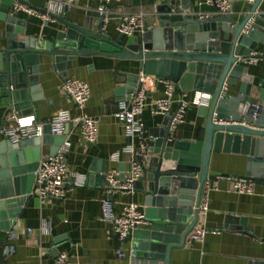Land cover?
Segmentation results:
<instances>
[{
	"label": "water",
	"instance_id": "95a60500",
	"mask_svg": "<svg viewBox=\"0 0 264 264\" xmlns=\"http://www.w3.org/2000/svg\"><path fill=\"white\" fill-rule=\"evenodd\" d=\"M176 1L180 4L158 6L157 26L141 37H128L123 44V35L113 39L98 12L93 15L97 21L87 17L83 24L57 17L58 27L49 38L31 37L26 20L12 13L15 2L30 6L28 0H0V22L5 24V35L0 37V106L8 113H34V102L43 98L42 67L65 80L79 57L90 56L138 60L144 74L173 82L181 94L211 95L210 105L199 107V116L206 120L203 140H174L170 114L161 128L150 131L149 151L156 158L142 192L147 225L133 232L131 247L133 261L139 264H169L171 251L183 247L196 227L206 187L214 189L223 177L264 182V75L257 78L243 63L259 46L264 47V13L258 12L263 0L249 4L241 22L230 15L196 17L192 0ZM45 5L39 10L46 12ZM138 79L139 75L131 76L120 91L132 93ZM255 103L262 107L257 117L250 114ZM66 140L67 131L54 136L47 129L42 137L0 141V221L6 219L7 205L38 194L35 173L41 146H49L54 156ZM212 153L246 156L245 176L210 171ZM105 171L92 173L100 174L106 184ZM223 228L253 236L246 217L229 214ZM250 264H264V260Z\"/></svg>",
	"mask_w": 264,
	"mask_h": 264
},
{
	"label": "crops",
	"instance_id": "0c3cea01",
	"mask_svg": "<svg viewBox=\"0 0 264 264\" xmlns=\"http://www.w3.org/2000/svg\"><path fill=\"white\" fill-rule=\"evenodd\" d=\"M30 6L42 8L47 0H28ZM176 0H115L107 6L109 24L107 29L113 39L120 33L117 26L122 16L126 14H142L145 31L158 24V6ZM196 17H206L219 14L217 9L205 0H192ZM248 0H233L231 17L241 22L250 10ZM46 6V5H45ZM98 0H78L71 2L68 11L61 17L83 24L87 17L93 18L98 12ZM258 12L264 13V0ZM27 22L28 35L38 38H49L58 27V22H44L38 17L25 13L16 14ZM94 21H97L93 18ZM5 35V24L0 22V37ZM137 33L134 36H140ZM128 36L123 35V44ZM253 52L264 53V47L259 46ZM264 56V55H263ZM141 62L124 60L111 56L79 57L74 62V69L69 72L67 79L86 81L92 91L86 112L98 120V139L95 144L85 142L79 128L70 124L67 129V140L71 143L67 155V164L71 172L87 176L86 186L67 187L65 196L61 199L42 200L32 194L26 200L5 207L6 219L0 221L2 246L0 247V264H52L58 254L66 252L70 261L84 264H139L133 261L131 247L133 233L128 241L122 243L115 234L113 227L102 221L101 201L107 195V186L100 174L92 171L103 170L106 174L113 169L127 171L129 156L121 154L119 162L111 161L115 152L122 150L129 143L139 147L138 140H130L125 135L124 125L114 116L118 103L127 93H122L128 79L142 73ZM249 73L260 78L264 75V57L257 64L249 65ZM64 79L60 73L51 72L42 67L40 88L42 99L34 102V115L39 123L48 129L52 118L61 110H68L72 116L78 115L73 100L62 90ZM135 84V83H134ZM137 84H135L136 88ZM163 86L156 84L155 90L149 94L148 105L141 120L148 135L154 128H161L166 116L153 113L152 103L164 96ZM237 90V89H235ZM238 91V90H237ZM196 92H189L193 97ZM181 97L176 86L174 98L176 102L171 108L174 114L178 108L177 100ZM17 114L16 112H9ZM199 107L190 105L185 120L174 132V140H203L206 135V120L199 116ZM8 110L0 106V130L6 124ZM18 115V114H17ZM5 139L0 134V141ZM143 152L148 168L138 183L134 195L123 196L116 194L112 198L116 214H122L123 206L135 203L144 210L145 196L142 193L147 187L148 170L156 156L149 149ZM42 159L50 156L49 146H41ZM41 159V160H42ZM247 157L241 154H211L210 171L245 176ZM93 177L92 180L90 177ZM72 181V179H70ZM263 182H254L255 193L240 194L233 189L228 180L215 183L214 189L205 188L201 203L207 197L209 212L200 216L195 228H205L208 233L202 242L190 244V235L185 245L171 251L169 264H250L254 260H264V195ZM233 214L247 218V229L253 236L241 230L224 229L226 216ZM51 222V234L44 236L40 233L42 221ZM237 228L239 225H234ZM146 227L145 225L143 226ZM31 230V231H30ZM10 245L15 252L4 255V246ZM122 257H118V252Z\"/></svg>",
	"mask_w": 264,
	"mask_h": 264
},
{
	"label": "built area",
	"instance_id": "2783aa9c",
	"mask_svg": "<svg viewBox=\"0 0 264 264\" xmlns=\"http://www.w3.org/2000/svg\"><path fill=\"white\" fill-rule=\"evenodd\" d=\"M78 0H47L46 12L31 6L15 2L12 7L13 14L25 13L28 16H35L44 22H56L57 17H61L69 8L71 2ZM98 13L102 16L104 27L109 24L107 6L115 0H98ZM206 4L215 7L220 15H230L233 12V0H205ZM254 3L255 0H248ZM117 31L124 36H134L137 33L145 32L144 16L142 14H126L122 16L121 22L117 26ZM249 31L248 29L246 32ZM262 54L253 52L249 59L243 60L246 65L257 64ZM163 86L164 96L155 99L152 103L153 113L156 115H172L171 133L175 128L185 120L187 109L190 105L209 106L211 95L207 93L196 92L193 97L188 94H181L177 100L178 108L174 114H171V108L176 102L174 95L176 85L168 80L159 79L143 72L139 75L138 83L134 91L126 94L125 98L118 103V110L114 116L123 123L125 135L130 140H138L139 147L133 143L127 144L122 150L115 152L111 156V161L119 162L121 154L129 156V168L127 171L117 169L110 170L106 174L107 195L101 201L102 221L113 227L115 234L120 242L128 241L132 233L147 225L144 210L135 203H127L123 206L122 214H116L113 197L116 194L123 196L134 195L138 189V183L147 171V160L144 159L143 152L149 147L151 141L144 123L141 120L146 106L148 97L155 90L156 84ZM227 85L224 86V89ZM62 90L73 100L79 114L72 116L68 110L59 111L49 123L48 129L51 135L63 136L70 124L79 128L83 140L89 144H95L98 139V120L86 112L87 105L92 96L90 85L79 79H65L62 84ZM262 111L261 105L253 104L250 114L253 117L259 116ZM6 124L1 128L0 134L13 143L25 139L42 137L45 135L46 126L39 123L34 115L19 116L14 113H8L5 117ZM71 143L66 140L60 146L54 156H48L41 160L38 170L36 171V190L37 196L42 200L61 199L65 196L67 187H84L86 186L87 176L71 172L67 164V155L70 151ZM124 174L122 178L121 175ZM72 179V181L70 180ZM232 183L233 189L240 194L252 195L255 193L254 182L246 177H223ZM209 189V187H206ZM262 194L264 195V182L262 184ZM209 212V203L207 197L200 203L198 208L199 216H206ZM51 222L47 219L42 221L40 233L44 236L51 234ZM31 231V230H30ZM208 231L205 228H194L190 235V244L202 242ZM2 246L1 228H0V247ZM15 252V248L10 245L4 246V255L9 256ZM122 252H118L121 258ZM52 264H84L70 261L66 252L58 254Z\"/></svg>",
	"mask_w": 264,
	"mask_h": 264
}]
</instances>
